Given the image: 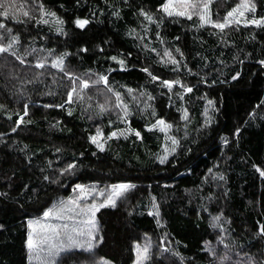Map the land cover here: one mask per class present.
I'll list each match as a JSON object with an SVG mask.
<instances>
[{"label":"trees","instance_id":"trees-1","mask_svg":"<svg viewBox=\"0 0 264 264\" xmlns=\"http://www.w3.org/2000/svg\"><path fill=\"white\" fill-rule=\"evenodd\" d=\"M29 1L42 3L63 19L67 35L57 33L54 22L18 24L0 17L13 34H19V54L29 46L54 49L56 55L71 53L65 60L67 70L81 75L88 70L108 74L109 68H118L108 57L125 54L127 70L108 74L109 85L124 93L134 113L131 127L141 132L143 140L134 136L112 139L105 151H98L88 139L97 127L105 136L125 127L118 122L109 126V120L116 121L115 111L97 116V104L93 102L88 108V101L73 103L71 116L67 105L64 109L43 107L64 103L70 82L59 77L52 80L54 77L46 73L54 72L50 64L36 80L41 71L33 67L34 55L25 57L27 63L23 65L7 53L1 56L0 105L4 110H0V192L7 195L0 196V264H33L26 245L28 220L41 217L57 200L69 196L75 184L106 186L121 182L137 187L115 208L97 212L103 240L92 252L76 250L63 256L59 264H132L135 245L144 240L151 245V258L145 264H219L225 254L230 258L225 264H249L250 258L264 264V234L260 232L264 226V177L256 170L264 171V65L259 63L264 60V26H231L225 29L222 43L218 29L197 27L195 17L191 21L168 18L157 28L138 15L144 8L160 17L162 13L157 10L164 0ZM254 2L256 11L251 16H264V0ZM230 4L226 2L220 14ZM114 11L120 13L119 18L112 15ZM77 17L92 22L79 29L73 24ZM144 27L149 28L146 34ZM131 29L145 35V40L128 35ZM157 31L163 44L156 38ZM0 42L7 43V39ZM141 43L155 47L161 55L165 48H179L193 74L184 71L183 64L179 73L161 66L156 53L142 49ZM129 52L130 57L126 55ZM173 55L182 59L175 51ZM144 67L161 79L179 78L193 92L178 100V86L169 93L152 84L141 71ZM236 73L239 76L233 80ZM205 78L207 84L202 82ZM128 88L147 90L155 97L149 101L155 118L139 112L126 93ZM205 94L207 98L202 99ZM208 99L214 101V109L209 107L208 113L213 123L202 127ZM25 103L29 104L28 116L13 132ZM180 108L188 109L186 127ZM156 118L171 123L172 135L180 140L165 164L156 159L165 145L164 134L146 130ZM223 138L228 140L227 145ZM74 159L79 165L75 175L59 177L57 170ZM217 173L225 180H213ZM45 175L60 183L44 181ZM152 197L159 205L161 226L156 217L148 215ZM218 215L223 230L212 226V218ZM206 242L215 249L216 258L207 250Z\"/></svg>","mask_w":264,"mask_h":264},{"label":"snow or ice","instance_id":"snow-or-ice-1","mask_svg":"<svg viewBox=\"0 0 264 264\" xmlns=\"http://www.w3.org/2000/svg\"><path fill=\"white\" fill-rule=\"evenodd\" d=\"M126 2V0H125ZM212 3V0H164V2L159 6L158 12L162 13L160 17L149 13L144 8L138 10V15L147 22L148 25H156L159 28L165 19L177 18H186L187 20H193L195 17L197 20V27H205L206 25H211L213 28L218 29L221 35V42L223 43V33L225 29L230 28L233 25L239 26L243 24L244 26L253 25L256 27L264 26V16H261L259 19L253 17L248 19V13H255L256 4L254 0H240V3L236 4L230 11L227 12L226 16L223 18V21L213 20L211 13L209 11V5ZM39 10L38 18L30 13L28 10H24L25 6L23 4H17L15 0H0V17L7 18L9 20L16 21L18 24H27L34 21L36 25H50L55 23V31L60 35H67L64 31L63 25L65 21L61 19L55 12L48 11L44 8L43 4L37 5ZM113 16L119 18L120 13L114 11ZM25 19H20L19 17ZM93 18H95V13H93ZM92 21L88 18H79L77 17L73 24L79 28L84 29ZM0 41L7 39V43L0 42V54H10L16 60L20 61L23 65L27 63L25 57L35 56V69L43 70L46 69L49 64L53 69H57L60 73L66 76L70 82V88L66 93V100L61 104H48L43 105L47 108H61L64 109L67 105V114L72 115L71 105L77 101L84 104L85 101H90L92 97L86 95V90L91 87H98L104 85L105 88V102L97 103V116H104L106 113L111 111L116 112V121L109 120V126L113 123H123L124 128H117L114 131H111L106 137L102 128L97 127L94 135L88 137L90 143L96 147L100 152L106 150V145L109 140L128 139L130 136H134L137 140H143L141 132L139 130L133 129L131 127L130 118L134 115L132 107L124 99V93L116 90L109 85V75L112 72L117 70L126 71L127 70V61L125 54L120 53L118 55L110 56L108 59L114 61L118 68H109L107 70L108 74L97 73L92 70H88L83 75H76L73 72L67 70L65 60L71 55V53L64 52L59 55L55 54L54 49H43V48H33L29 46L24 50V54L21 55L18 52L20 47V36L19 34H13V29L7 27L4 22H0ZM142 31L146 34L149 31V28L144 27ZM128 35L134 36L138 41H144L145 35L137 33L135 29L129 30ZM156 38L160 43H164L163 39L160 37L159 31L156 32ZM179 40V37L176 38ZM142 49L156 53L158 57V63L168 68L174 73H179L181 71V66L183 64V70L188 74L192 75V70L187 67L186 61L183 60V52L176 48L174 50L165 48L163 49V54L158 51L155 47H149L148 44L141 43L139 45ZM81 51H87V49H82ZM103 51V49H101ZM173 51L179 54L182 59H177L173 55ZM127 56H131V53H127ZM51 57V60H49ZM238 59V58H237ZM223 63V62H221ZM261 65H264V60L259 61ZM142 72L146 73L149 77V80L152 84H158L162 89H166L169 93L173 91L177 86L180 91L175 93L178 100L183 101L184 97L188 93L193 92V88L186 85L179 78L177 79H161L157 75L149 70L148 67L141 69ZM44 75V72H39L37 74L36 80H39L40 77ZM239 76V73L232 76V79L235 80ZM55 80V77H54ZM34 81H27V83H33ZM203 83L207 84V79L202 80ZM216 81L213 80L212 84H215ZM127 95L131 98V101L138 107V110L141 114L149 113L152 117H156L155 109L149 101L155 100V97L147 90H134L131 88L126 89ZM48 95H52V92H48ZM206 94L202 99H206ZM171 100V97H169ZM143 107H139V105ZM23 115H19L18 120L16 121V127L12 128V131L15 132L17 128L20 127L22 123L25 122V117L28 116L29 104H24ZM88 108H91V104H87ZM209 107L214 109V101L208 99L207 104L204 110V123L202 127H208L213 123V117L210 116ZM0 110H4V106L0 105ZM182 113L181 119L185 121V127L187 122L190 120V116L187 108L178 109ZM91 119V116L89 117ZM11 119V117H9ZM27 123H32L31 120H28ZM57 123H60L59 121ZM173 125L168 123L163 118H156L154 123H151L146 126V130L149 132L159 131L165 136V145L163 149V154L158 155L156 159L160 164H165L168 162L169 156L173 155L177 148L180 146V140L177 137L170 135V132L173 130ZM239 134V129L236 130ZM3 135V134H0ZM170 142V146H169ZM223 143L228 144V140L223 138ZM60 149H57L59 152ZM188 151H191L189 149ZM93 156L96 153H92ZM83 156V153H81ZM30 159V158H29ZM52 162L48 161V166L51 167ZM78 164L74 159L72 162L67 163L63 168L58 169L59 177L75 175ZM262 177H264V171H261L259 168L256 169ZM212 172V169H209V173ZM208 178L205 177V180ZM213 180L224 181L225 176L222 174H214L212 176ZM44 181H47L50 184H59V179H50L49 176L45 175L43 177ZM137 185L131 182H121L111 185H106L104 188H100L97 184L86 185L82 183H77L72 188V192L75 194L69 196L66 199L61 198L57 200L52 207L47 208L43 214L42 218L39 219H30L28 220V235H27V249L29 252V259H35L38 264H59L60 259L63 256L71 255L76 250H83L87 252H92L97 242L102 241L103 237L97 236L99 231L98 221L96 220V214L103 208L117 206V201L125 199L126 194L135 189ZM6 193L0 192V196H5ZM152 210L148 212V215L154 216L157 218L156 222L158 226H161V221L159 219V205L156 203V198L152 197ZM213 227H220L222 229V217L220 215L212 218ZM0 227H3L0 225ZM223 230V229H222ZM260 232L264 234V226H261ZM147 239V238H146ZM223 237H221V242ZM207 250L212 254L213 258H216V251L211 247L210 244L206 242ZM151 245L150 243H145L141 246L139 243L135 245L136 250V264H144L145 261H148L151 258ZM164 251H168L165 249ZM175 255H179L176 253ZM230 258L227 254L219 258V264H225ZM103 264H110L109 261H104ZM249 264H256L255 260H249Z\"/></svg>","mask_w":264,"mask_h":264},{"label":"rangeland","instance_id":"rangeland-1","mask_svg":"<svg viewBox=\"0 0 264 264\" xmlns=\"http://www.w3.org/2000/svg\"><path fill=\"white\" fill-rule=\"evenodd\" d=\"M15 2L17 4H23L25 6L24 10H28V11H30V13L32 15L38 17L39 10H38L37 5H39V3L32 2V1H29V0H15ZM226 2L233 3V4H230V7L228 8V10L225 13L220 14V10L225 7ZM238 3H240V0H212V3L209 5V11L211 13L212 19L222 22L223 18L226 16L227 12L230 11L233 7H235L236 4H238ZM246 15H247L248 19H252L253 18L251 16V13H248ZM257 19H259V18H257ZM207 26H211V25H207ZM3 55L4 54H0V57L3 56ZM8 55H9V57H12L10 54H8ZM12 58L14 60H16L14 57H12ZM16 61H18V60H16ZM18 62H20V61H18ZM34 64H35V62L33 63V67H34ZM40 71L43 72L44 69L40 70ZM53 71L54 72L50 71V74H49L48 71L46 73L50 77H56V78L59 77L61 79H65V80L69 81L68 78L66 76H64L62 73H60L57 69H53ZM55 73H56V75H55ZM76 75H81V74H76ZM56 78H55V80H56ZM52 80H54V78ZM86 95L92 97V99L90 101H88L90 104L93 103V102H95L96 104L97 103H104L105 102V88H104V85H100L98 87H91V88L87 89L86 90ZM170 135H172V131L170 132ZM121 138H123V137H121ZM169 146H170V142H169ZM163 149H164V147H163ZM163 149H162V152H161L160 155L163 154ZM92 184H97L100 188H104V186H105V185L104 186L101 185L100 183H92ZM92 184H86V185H92ZM73 195H75V194L72 192V189H71V193H70L69 196H73ZM69 196H67V197H69ZM66 198H64V199H66ZM39 218H42V216L39 217ZM39 218H36V219H39ZM96 220H97V217H96ZM98 229H99V223H98ZM99 234L100 233L98 231V233H97L98 237L100 236ZM145 243H149V240H144V241H142L139 244L141 246H143ZM211 247H212V245H211ZM237 260H238V258H235V261H237ZM30 262L33 263V264H38V262L35 259L30 260ZM242 262L245 263V261H242ZM256 263L259 264L258 261ZM132 264H136V257H135V260H134V262ZM144 264H145V262H144ZM245 264H247V263H245Z\"/></svg>","mask_w":264,"mask_h":264}]
</instances>
